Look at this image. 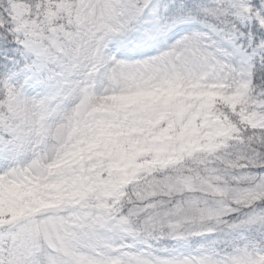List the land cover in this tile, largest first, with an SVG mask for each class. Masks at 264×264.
I'll list each match as a JSON object with an SVG mask.
<instances>
[{
	"label": "snow or ice",
	"instance_id": "obj_1",
	"mask_svg": "<svg viewBox=\"0 0 264 264\" xmlns=\"http://www.w3.org/2000/svg\"><path fill=\"white\" fill-rule=\"evenodd\" d=\"M0 264H264V0H0Z\"/></svg>",
	"mask_w": 264,
	"mask_h": 264
}]
</instances>
